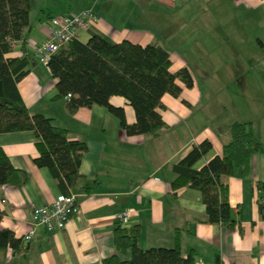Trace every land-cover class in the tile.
I'll return each mask as SVG.
<instances>
[{"label": "crops", "instance_id": "1", "mask_svg": "<svg viewBox=\"0 0 264 264\" xmlns=\"http://www.w3.org/2000/svg\"><path fill=\"white\" fill-rule=\"evenodd\" d=\"M159 1L170 5L174 0ZM59 7L60 11L47 13L44 3L35 0L30 26L7 56H22L25 42L35 57L33 44L48 36L51 16L69 11ZM164 31L161 35L131 26L119 27L100 17L98 22L80 29L78 38L86 42L98 33L113 42L124 38L141 44L155 42L170 52L173 71L185 66L191 71L189 54L187 58L183 55L187 50L174 47L177 40L179 45L189 34L174 37L177 30ZM178 81L183 86L180 95L165 93L164 106L158 108L166 122L160 133L129 134L119 116L107 106L93 103L73 108L67 97H58L57 77L35 58L18 82L25 103L31 112H42L52 117L55 124L67 128L71 138L87 143L79 167L81 177L70 187L77 195L78 206L62 229L48 230L35 223L33 208L52 202L63 190L51 169L34 161L39 148L33 129L1 132L0 145L11 163L24 171L25 180L16 185L0 184V226L12 229L16 237L22 238L19 250H0V264H104V258L115 253L129 258L131 251L121 252L115 241L114 229L119 222L128 227L141 225L144 248L174 245L176 230L180 229L183 252L193 250L196 264H264V219L258 207L257 188V180L264 179V172L260 171L263 153L253 155L247 177L223 176L229 186L233 216L238 220L235 226L207 220L199 189L189 184L178 188L172 185L178 173L169 164L181 159L194 144L209 138L213 148L195 164L201 167L222 153L229 137L228 131L223 137L215 126L194 123L200 99L195 78L192 87ZM110 101L124 108L127 122L136 121L135 109L125 96L114 94ZM125 211H129V217L122 221L120 215ZM31 231L27 240L25 236Z\"/></svg>", "mask_w": 264, "mask_h": 264}, {"label": "trees", "instance_id": "2", "mask_svg": "<svg viewBox=\"0 0 264 264\" xmlns=\"http://www.w3.org/2000/svg\"><path fill=\"white\" fill-rule=\"evenodd\" d=\"M35 0H0V133L33 129L38 137L39 154L34 161L47 166L57 178L63 193L71 192L81 177L79 170L87 143L71 138L69 130L55 124L52 117L42 112H31L19 88V80L35 61L23 42V55L8 57L30 26L31 11ZM37 59V58H36ZM170 52L162 45L150 42L141 44L124 38L113 42L101 34H92L86 42L74 38L49 60L57 77L58 97H67L71 107L99 103L116 113L121 125L129 134L158 135L166 125L158 110L163 107L165 93L179 96L183 86L192 87L194 77L188 67L171 69ZM114 94L125 96L133 105L136 121L126 120L124 108L111 103ZM229 137L221 154H215L207 163L196 167L197 161L213 148L209 138L203 139L177 162L169 164L177 177L174 188L189 184L202 193L206 204L207 220L235 226L229 199V186L224 175L247 177L251 172L254 154H264V142L255 133L252 121L235 120L228 127ZM24 171L16 168L0 145V184H20L25 180ZM258 207L264 219V179L257 180ZM3 211L0 209V221ZM115 241L121 252L131 251L129 258L118 253L105 257L104 264H196L193 250L183 252L181 230H176L172 246L142 247L141 225L115 226ZM22 238L12 229L0 226V250L12 247L19 250Z\"/></svg>", "mask_w": 264, "mask_h": 264}, {"label": "rangeland", "instance_id": "3", "mask_svg": "<svg viewBox=\"0 0 264 264\" xmlns=\"http://www.w3.org/2000/svg\"><path fill=\"white\" fill-rule=\"evenodd\" d=\"M39 2L44 3L47 13L60 11V5L69 11L91 7L99 18L119 27L131 26L161 35L164 29L177 30L174 37L187 32L189 35L184 36L180 46L178 40L173 45L177 50H187L183 55L187 58L189 54L187 61L196 81V92L200 94L194 123L215 126L224 137L233 121H252L255 133L264 142V2L174 0L170 5L159 0ZM260 171L264 172V164Z\"/></svg>", "mask_w": 264, "mask_h": 264}, {"label": "built area", "instance_id": "4", "mask_svg": "<svg viewBox=\"0 0 264 264\" xmlns=\"http://www.w3.org/2000/svg\"><path fill=\"white\" fill-rule=\"evenodd\" d=\"M99 17L93 9L81 11H66L51 16L47 23L48 36L33 44L34 55L38 61L49 66L51 56L62 46L78 38L79 30L98 22ZM71 93L67 95V98ZM77 195L74 192L60 193L47 204L36 205L32 217L35 223L45 226L48 230L64 228L77 210ZM129 211L120 215V220L127 221ZM32 231L25 237L28 240Z\"/></svg>", "mask_w": 264, "mask_h": 264}]
</instances>
